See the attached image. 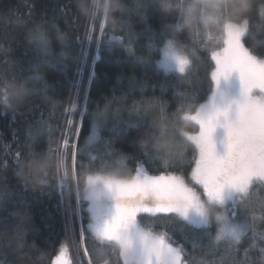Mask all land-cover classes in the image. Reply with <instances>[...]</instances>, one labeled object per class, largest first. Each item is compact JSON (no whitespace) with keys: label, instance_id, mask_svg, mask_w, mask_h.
Instances as JSON below:
<instances>
[{"label":"trees","instance_id":"obj_1","mask_svg":"<svg viewBox=\"0 0 264 264\" xmlns=\"http://www.w3.org/2000/svg\"><path fill=\"white\" fill-rule=\"evenodd\" d=\"M114 15L120 25L116 33L98 11L84 16L76 0H0V69L26 92L11 107L0 89V264H53L61 248L71 261L81 230L92 248V264H138L127 262L121 245L91 226L85 179L90 173L118 181L137 173L189 176L198 159L190 137L200 128L194 115L215 92L213 53L224 43L228 25H243L247 56L253 62L264 59V0H244L240 14L224 15L211 33L195 39L183 35L178 45L190 60L184 74L159 65L160 48L171 39L169 25L176 18L159 0H124ZM128 21L134 24L131 48L110 41L111 35H124ZM33 27L38 35L30 37ZM68 118L79 126L77 135L68 132ZM247 128L242 144L252 145L255 135L247 136ZM226 144L229 135L220 147ZM25 172L41 186L29 183ZM254 194L250 207L241 205ZM150 195L152 200L134 202L136 195L121 202L156 207ZM175 203L182 205L181 197ZM226 207L231 220L251 222L240 251L236 242H211L212 227L189 236L184 228L191 226L174 212L169 218L160 212L136 218L164 231L189 264H247L244 248L253 241L264 245V185L255 182ZM80 259L86 264L82 253Z\"/></svg>","mask_w":264,"mask_h":264},{"label":"rangeland","instance_id":"obj_2","mask_svg":"<svg viewBox=\"0 0 264 264\" xmlns=\"http://www.w3.org/2000/svg\"><path fill=\"white\" fill-rule=\"evenodd\" d=\"M244 26L241 24H229L225 32V40L221 45V48L216 50V52L222 51L225 46V41L229 37V33L239 34V39L241 42V47L245 51V48L242 44V35L244 34ZM170 39L166 40L161 50V59L159 60V65L162 69L168 72H177L179 74H184L185 70L189 66V58L187 54L177 45L176 54L184 58L187 63L184 64V70L180 71L175 59L171 57H165L163 55L164 46L168 43ZM215 52V53H216ZM216 62V61H215ZM216 64V63H215ZM254 64L257 68H264V59L255 60ZM218 65L216 64V69ZM217 85L215 87V92L208 102L203 103L196 111L194 115V120L199 124V131L197 134L191 135V139L198 146V159L193 166L192 171L189 176L183 178L182 184L177 190V198L181 197L183 204L177 206L183 207L188 203L189 198L193 201L196 207L199 208L200 212L203 214V217L197 215L193 210H189L188 218H185L178 212H174L183 219L186 224L191 226V230L185 229V232L190 233L189 236H197L199 233L198 229L202 231L205 228L212 227V241H232L236 240L231 235V230L235 229L237 232L242 233L241 238L248 231V228L251 225L250 221H237L231 220V217L228 215V210L226 205L233 202L236 198L243 196L247 191L250 190L251 186L255 182H259L264 185V178L260 175H253L248 183L243 181H237L234 184H228L223 189V200L221 201L219 196H208L205 192L203 186L197 182L196 168L199 165L202 152L206 151L209 145H214L215 153L220 148V144L224 141L229 135V126L240 127L241 122L244 121L243 126H248L247 136L255 135L254 130L256 124L259 122L257 129L258 131H264V86L256 79L255 75H250L245 79H242L241 73L238 69H234L227 74H221L218 81L216 80ZM249 120L250 123L247 122ZM91 141V140H90ZM90 141L88 143H90ZM243 145V144H242ZM249 144L245 143L239 150L245 154H249ZM248 148V149H247ZM255 150V147H253ZM229 150V149H228ZM145 176L137 173L135 177L125 181H132L134 178L139 177L140 181H143ZM155 177V176H152ZM74 178V177H73ZM93 177L89 178L91 181ZM116 181L118 179H106L104 178L103 184L101 186L102 196L95 200H88V208L91 212V215L98 214L104 211V215L98 214L95 215L93 223L91 226L96 230L97 234L104 239L110 241L118 242L121 246L122 257L127 262H135L138 264H169L171 256L166 252V246H171L178 249L181 253L182 250L178 244H175L170 237L164 233L160 228L153 229L150 225L146 224L145 220L137 219V214H155L158 215V211H146L144 204H131L132 206H138L141 208L140 211L136 213L134 223H129L127 228H122L119 232L118 237L113 236L109 237L105 234L106 228L112 222L113 215L116 211V204L113 201L118 199ZM122 181V180H120ZM111 182V184H109ZM150 193V190H149ZM139 195V194H137ZM140 196V195H139ZM134 197V202L136 201H147L152 200L147 197ZM152 197V195H150ZM255 194L248 197L245 202L241 205L251 206ZM102 199V201H100ZM177 200V199H176ZM99 206V207H98ZM246 207V206H245ZM155 209L156 207H147ZM100 211V212H99ZM162 213V212H160ZM169 213L166 215L169 218ZM113 214V215H111ZM165 214V213H163ZM100 219H105L104 221H99ZM81 221L78 218V223ZM163 236V243L161 244L159 238ZM60 254V251L54 256ZM161 255V260L157 261V255ZM68 257V254H67ZM61 264H66V261H62Z\"/></svg>","mask_w":264,"mask_h":264},{"label":"snow or ice","instance_id":"obj_3","mask_svg":"<svg viewBox=\"0 0 264 264\" xmlns=\"http://www.w3.org/2000/svg\"><path fill=\"white\" fill-rule=\"evenodd\" d=\"M102 28L103 26H101V30ZM213 58L218 65L216 71L212 74L213 79L218 81L221 74H227L234 69H238L242 79L255 75L261 86H264V68H257L244 52L239 34L229 33L224 48L220 52L213 53ZM174 59L179 70L183 71L184 64L187 61L177 54H175ZM65 123L68 126L69 133L72 135L78 134L79 126L74 124L73 119L68 118ZM244 140L245 126H229V152L227 157H217L214 145H209L207 150L202 152L199 165L196 168L197 182L203 186L208 196H219L222 201L223 189L226 185L234 184L237 181H243L246 184L253 175H260L264 178V155H257L255 152L245 154L239 151V146ZM261 142L264 144V136L261 137ZM63 144L65 148H69L70 141L67 135L63 136ZM15 155L19 157L20 153L17 152ZM73 162H75L74 158ZM182 183L181 178L175 173H162L155 177L145 176L143 181H140L139 177L134 178L132 181H116L118 195L116 211L112 222L106 228L105 234L109 237H118L122 228L126 229L129 223H134L136 213L141 210L138 206L121 202V198L134 197L137 194L143 198L149 195V190L158 203L155 209L145 208L143 210L158 211L165 214L178 212L188 218V212L191 209L197 215L203 217L191 198L182 208L176 205L177 190ZM231 235L237 243L236 251H240L238 245L241 243L242 233L233 229ZM159 241L161 244L163 243V236L159 238ZM244 251L247 264H254L257 259L264 261V245L259 244L258 241H253L244 248ZM257 251L260 253L259 256L255 255ZM166 252L171 256L169 264H189L188 261L184 260L183 253L178 249L166 246ZM81 253L86 259V264H92V248L84 230L79 232L74 258L70 261L67 257V248H61L60 254L55 257L53 264H61L62 261H66V264H85V261L80 259ZM160 260L161 255L158 254L157 261Z\"/></svg>","mask_w":264,"mask_h":264},{"label":"clouds","instance_id":"obj_4","mask_svg":"<svg viewBox=\"0 0 264 264\" xmlns=\"http://www.w3.org/2000/svg\"><path fill=\"white\" fill-rule=\"evenodd\" d=\"M79 11L84 16H90L93 10L104 17L107 27L113 33L120 31L119 18L114 15L122 10L124 0H76ZM160 6L165 13L175 14V19L169 25V32L171 39L164 46L163 55L165 57L174 56L177 52V45L183 35H187L195 39L202 33H211L215 31L219 24L220 19L224 15L237 16L240 14V9L244 0H159ZM134 24L128 21L127 27L124 29V35L120 37V41L131 48L133 37L130 33L133 32ZM43 31L42 29L40 30ZM30 37L38 35L35 27L29 30ZM46 36V33L44 34ZM120 41H117L119 43ZM10 51V49H5ZM70 53H64L65 58ZM38 76H43V73H36ZM22 83L10 79L5 70L0 69V89H3L9 98L8 106L14 107L19 104L26 92L22 91ZM93 177L92 181L85 179L84 182V195L89 199H97L102 196L101 186L105 178V173H90ZM25 177L29 183L35 187H40L39 180L35 176H28L25 172ZM3 202V197L0 196V203ZM95 214H93V219ZM26 232V229H23ZM4 239L0 236V240ZM11 237L8 242H11Z\"/></svg>","mask_w":264,"mask_h":264},{"label":"flooded vegetation","instance_id":"obj_5","mask_svg":"<svg viewBox=\"0 0 264 264\" xmlns=\"http://www.w3.org/2000/svg\"><path fill=\"white\" fill-rule=\"evenodd\" d=\"M259 124L260 123L258 122L255 126L256 127L254 130L255 136L250 143V144H252V145H250L252 148L249 150L248 153L255 152L257 155H264V144H262V142H261V137L264 136V131L262 133V132L256 130ZM242 147H243V145H242ZM242 147H240V148L242 149ZM253 147H255V150L253 149ZM228 149H229V146L226 144L225 146L220 147V149H218L215 154L217 157H227L228 152H229ZM241 149L239 151H241Z\"/></svg>","mask_w":264,"mask_h":264},{"label":"water","instance_id":"obj_6","mask_svg":"<svg viewBox=\"0 0 264 264\" xmlns=\"http://www.w3.org/2000/svg\"><path fill=\"white\" fill-rule=\"evenodd\" d=\"M110 41H120V36H118V37H116V36H114V35H111V37H110ZM120 44H123L124 42L123 41H120L119 42Z\"/></svg>","mask_w":264,"mask_h":264}]
</instances>
